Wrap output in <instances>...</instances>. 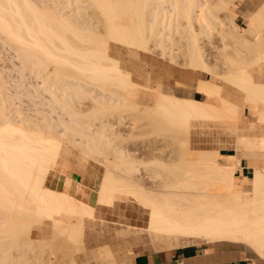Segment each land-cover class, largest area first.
Listing matches in <instances>:
<instances>
[{
	"label": "bare ground",
	"instance_id": "6f19581e",
	"mask_svg": "<svg viewBox=\"0 0 264 264\" xmlns=\"http://www.w3.org/2000/svg\"><path fill=\"white\" fill-rule=\"evenodd\" d=\"M213 9L233 17L240 42L237 45H241L225 52L228 69L223 74L216 73L207 62L195 26L198 21L202 32L210 34L213 28L222 31L224 21ZM237 15L234 0H48L44 6L33 0H0L2 39L8 40L40 71L51 72L50 67L53 68L49 76L54 75L55 80L44 77L42 81L47 84L36 87L37 91L43 88L48 93L50 106L72 110L74 92L87 91L96 93L106 108L118 101L117 91L121 102L134 107L144 105L146 113L182 131L188 151L183 161L153 156L155 166L167 175L162 179L165 173L150 164L156 171L149 170L153 181L148 184L144 176L137 174V159L130 151L111 148L115 124L106 121L100 130L82 135L84 144L92 145L81 148L84 156H105L101 159L105 168L97 190L86 192V201L80 200L74 195V188L80 187L71 178H67L62 190L46 184L51 171L60 167L59 159L66 157L65 140L49 121L42 125L16 120L0 85V264H23L13 251L41 248L42 241L50 238L46 237L48 224L54 233L65 236V241L82 243L85 220L91 218L95 206L113 205L121 194L132 195L147 208L146 229L156 242L161 240L172 247L182 239L183 243L193 244L229 241L250 248L264 259V133L245 134L238 140V148L250 150L247 155L255 159L250 178L236 176L233 152L198 150L193 155L188 147L195 119L237 117L238 104L223 96L219 78L246 93V101L258 115V123L249 122L250 127L264 124V82L251 71L255 65L264 64V2L245 16V27L234 20ZM176 32L184 33L188 39L190 66L214 75L212 79H200L196 89L214 95L216 105L191 97L188 83L177 81L173 93L159 89L164 83L155 73L156 60L150 79L158 83L155 89L148 85L150 82L142 85L135 81L137 72L123 69L114 56V49L119 48L127 51L131 60L135 49L150 51L151 40H155L154 46H162L170 33ZM111 40L122 44V48ZM135 75L146 78L144 74ZM71 112L75 114L76 110ZM69 122L74 124L76 120ZM67 128L74 129L70 125ZM71 138L68 137L69 142L73 141ZM65 153L69 157L71 149ZM156 177L162 181L158 179L161 182L157 183ZM247 182L252 184L250 191L242 186ZM35 229L42 238L45 235L40 238L42 241L37 239L39 245L32 235ZM96 257L113 258L108 249L100 250Z\"/></svg>",
	"mask_w": 264,
	"mask_h": 264
},
{
	"label": "rangeland",
	"instance_id": "374dc122",
	"mask_svg": "<svg viewBox=\"0 0 264 264\" xmlns=\"http://www.w3.org/2000/svg\"><path fill=\"white\" fill-rule=\"evenodd\" d=\"M33 1L41 6H44L48 2V0ZM263 2L264 0H234L238 11V15L234 20L241 26H247L243 11L255 10ZM213 12L219 16V19L224 21L222 31L221 28H213L210 34L202 32L198 21L195 22V26L200 33L199 41L204 49L207 62L216 73L223 74L228 69L224 58L225 52H231L237 48L240 42L237 41L236 30L233 28V17L223 10L218 11L213 9ZM154 41H150V44H152V50L150 51L135 49L131 60L129 59L131 56L128 55L127 51L119 48L114 49L117 51L114 56L119 58L120 65L123 69L133 71L138 69L146 76L145 79L139 75V77H136L135 74L138 73L136 71L137 73L134 74L135 81L142 85L150 82L148 85L155 89L158 88V83L156 80L150 81V79L154 69L152 64L155 65L154 61L156 60L155 73L159 77L160 83H164L162 88L159 86V89H163L167 93H173L175 91L174 88L177 86V81L188 83L190 85L188 94L191 97L196 94L199 100L216 105L218 100L214 95L203 94L196 89V84L200 79H212L214 75H210V77L207 72L203 70L195 71L190 66L191 60L189 59L188 39L186 35L179 32L170 33L168 40L162 46H154ZM111 42L113 44L117 43L114 40H111ZM237 42L239 43L238 45ZM117 44L122 48V44ZM142 61H144L145 72L142 68ZM50 68L51 72H53V68ZM252 68V73L258 79L264 80V64L259 63ZM51 72H43L38 67L33 66L24 58L21 51L17 50L8 40L2 39L0 35V85L2 93L7 99L9 110H12L11 113H13L15 119L19 120L20 123L31 120L34 123L45 125L48 121L51 122L54 125V131L59 133L60 137L62 136L65 140L64 145L66 146L63 145V147H67L68 149L66 150L65 148V151L63 150V155L66 154V157L63 159L64 156H62V161L60 160L61 158L59 159L60 167L51 171L48 175L46 180L48 186L62 190L65 188L67 178H71V181L80 187L74 188L76 189L74 191L77 192L74 195L83 201L87 200L86 192H94L97 190L105 168L104 162H101V159L104 160L105 156L96 154L95 157H85L81 148L87 144H84L82 135L84 132L100 130V125L106 121H111L115 124L111 148H122L123 150L130 151L132 157L137 159L135 162L139 167L137 174L142 177L144 176V179L147 180L146 182L149 181L148 184H152L153 181V178L150 179L149 174H152V172L149 170L156 171V166H158H155L154 161L156 159L154 160V158L161 157L160 159H167V161H172L173 159L183 161L187 159V145L185 134L182 131L170 128L169 126L171 125L169 123L146 113L144 105L134 107L121 102L119 100L120 94L117 91L115 92L117 97L115 99H118V101H113L106 108L99 102V96L95 97L96 93L91 95L87 91L74 92V109L69 110L73 112L76 110L75 114H72L69 110H63L59 106H50L48 93L43 88L37 91L36 87L45 83L42 81L44 77H51L55 80L54 75L52 76L51 74L49 76ZM217 82L222 84L223 93H230L236 100L244 101L245 96L241 89L222 78H219ZM60 84V82H56V85ZM142 90L144 91L143 88ZM139 94L142 96L141 94L143 93L140 92ZM249 108H252L249 104L244 105V111L235 118L226 119L215 116L216 118L195 119L192 124L191 140L188 146L193 152V155H196L198 150H220L222 153L233 151V159L237 169L240 164L238 158L245 151L246 156H250L247 155V152H250V150L247 149V151L240 149L241 147L238 148L239 138L245 134L252 135V133H255L253 134L254 136L260 135L262 132L264 133V126H245L247 119L245 110ZM254 119L257 120V116ZM63 120L67 122L64 123L62 122ZM74 120L77 123L72 124L69 122ZM68 125L73 126L74 129L67 128ZM68 137L70 139L73 137V141L69 142ZM86 147L91 148L92 145L89 144ZM153 147L158 148V150H155ZM70 149L71 155L69 154L68 157L65 152H70ZM80 163L82 165L85 164V167L80 165ZM150 164H153L156 169L152 170L153 166L151 167ZM158 167L159 171H163L160 166ZM163 172L165 173L166 171ZM162 175H164L162 178L164 179L167 173ZM153 176L155 177V175L151 177ZM160 178H157V180ZM157 180H155V183ZM242 186L245 190L250 191L252 184L251 182H247L243 183ZM118 198L113 205L101 204L95 206L93 217H87L85 220L86 227L85 234L83 235L84 241L82 243H77V245L70 241L68 242V239L65 241V236L62 237L61 234L54 233L53 228H51L52 225L48 224V228L46 226V235L48 234L46 237L50 238H46L47 240L44 239L45 235L42 238V234H39L37 229L33 232V237H35L37 244L38 240L42 241L41 239H44L41 248L38 246L27 252H25L26 250H21L22 248L19 250L20 252L15 249L13 253L18 256L17 260L21 258L22 262H24L23 264H73V262L76 264H134L133 258L137 253L152 252L167 248H182L183 246L193 244L183 243L185 239H182L178 242L179 244L176 243V245L168 247L161 240L162 243L160 241H154L146 229L149 220L147 208L139 203L132 195L121 194ZM8 238L4 237L2 239ZM51 238L53 239L51 240ZM194 244L204 245L207 242L203 241ZM102 249H108L113 258L107 260L96 257ZM2 254L3 251L0 250V258L3 257ZM18 254L21 255L19 256Z\"/></svg>",
	"mask_w": 264,
	"mask_h": 264
},
{
	"label": "crops",
	"instance_id": "0c3cea01",
	"mask_svg": "<svg viewBox=\"0 0 264 264\" xmlns=\"http://www.w3.org/2000/svg\"><path fill=\"white\" fill-rule=\"evenodd\" d=\"M250 11H243L244 16L249 14ZM142 63L143 71L145 72V65ZM142 74L140 70H136ZM144 74V73H143ZM260 80V79H259ZM264 82V80H262ZM245 99L243 102L236 100L230 93H223V96L238 104V114L244 111V105L249 104ZM193 98L198 99L196 94ZM250 105V104H249ZM261 108H264L262 106ZM249 110V111H247ZM245 126H251L249 122L258 123V115L254 108L245 110ZM257 116V120L254 119ZM254 120V121H253ZM257 126H264L260 124ZM263 133V132H262ZM230 152V151H229ZM225 152L224 154H228ZM233 152V151H231ZM241 161L236 169V176L239 178H249L253 175L254 162L252 156H242ZM250 158V159H248ZM33 235V234H32ZM208 252V253H207ZM256 262V263H255ZM134 264H264V259L257 257V255L248 247L229 241L207 242L204 245H186L182 248H167L155 250L152 252L137 253L133 258Z\"/></svg>",
	"mask_w": 264,
	"mask_h": 264
}]
</instances>
